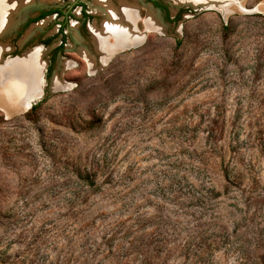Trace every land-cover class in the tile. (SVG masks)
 I'll use <instances>...</instances> for the list:
<instances>
[{"label": "rangeland", "instance_id": "obj_1", "mask_svg": "<svg viewBox=\"0 0 264 264\" xmlns=\"http://www.w3.org/2000/svg\"><path fill=\"white\" fill-rule=\"evenodd\" d=\"M159 1L196 7L104 58L75 8L52 61L28 20L71 2L0 0V75L37 58L41 89L0 107V264H264V0Z\"/></svg>", "mask_w": 264, "mask_h": 264}, {"label": "bare ground", "instance_id": "obj_2", "mask_svg": "<svg viewBox=\"0 0 264 264\" xmlns=\"http://www.w3.org/2000/svg\"><path fill=\"white\" fill-rule=\"evenodd\" d=\"M183 1H189L190 3L192 2V4H201L208 0ZM216 1H218L220 5L225 3L224 0ZM13 2L9 3L10 7L13 5ZM102 5L107 4L102 3ZM108 6H104L101 12L108 15V18L106 19L109 21H105L104 26L100 31H92L98 52L103 55V58L107 56L112 49L119 50L125 46L134 45L139 38L135 27V9L125 5L123 2L120 5L119 11L110 9ZM223 8L224 10H227L225 4L221 6V9ZM153 16L154 15L150 16L152 22L149 21V24H147L149 27L156 21V17ZM5 17L6 18L4 19L6 20L9 15H6ZM8 23L9 22L6 23L5 27H10L11 24L8 25ZM5 27L1 28L0 31L2 32ZM108 36H110L111 42L107 41ZM2 50L3 49L0 48V53H2ZM19 61L21 60L16 59L8 62L6 65L7 68L0 75V107L5 109L6 112L15 110L24 111L29 108L31 102L37 98V95H41V89L38 91L40 81V63L38 59L33 57L25 59V62Z\"/></svg>", "mask_w": 264, "mask_h": 264}, {"label": "flooded vegetation", "instance_id": "obj_3", "mask_svg": "<svg viewBox=\"0 0 264 264\" xmlns=\"http://www.w3.org/2000/svg\"><path fill=\"white\" fill-rule=\"evenodd\" d=\"M104 1L107 5H100L97 2L98 5L94 6V8H96V9L91 10L92 12L91 11L89 12L87 5L85 4V2H83V0H66V2H71V3L66 4L63 7L58 6L55 8H44V9H41L39 11L38 16H40L42 13L57 10L55 13L48 14L42 18V19H44V18L49 17V16H54L55 19L58 20V23H57L58 28L56 30L55 36L56 37L59 36L60 41H59L58 45L56 47H54L52 50V54H51L52 61L55 58L57 53L63 52V50L67 44L68 35L66 33V29L68 27L69 21L75 18L74 14H73V11L75 10V8H79V10H78L79 24L76 28L77 36H75V38H73V41H76L77 43L78 42L81 43V41L85 42V39L87 40V38H88L89 44H90L88 46V48H91L90 50L94 51V53L96 54L97 51L95 50V41L93 39V35L91 34L90 30L93 29V30H99L100 31L101 28L103 27L102 26L103 23L108 20V19H106V18H108V15L101 12L102 9L104 8V6L109 5L108 6L109 8L111 7L112 9L118 11L120 9V5L122 2L126 3L128 5L135 4V27L137 28V31L141 34H142V32H140L138 29L139 28L138 27L139 22H141L143 20L141 11H144V14L147 15L146 18H144V20H146V21L149 17V11H152L153 13H155V11H157L163 15V20L166 23L173 24L178 19H180L181 15L185 11L186 12H193L192 9H194L196 7L193 5H190V7H187V8L180 7L176 11H174V13L172 14L170 8L168 6H166L165 4H163L162 2H160L159 0H132L133 3H131V4H129L125 1H122V0H120V1L118 0L119 2L117 0H104ZM36 18H34V19H36ZM42 19H39V20H42ZM33 20H28V22L33 21ZM157 21L158 20L156 19L155 23L158 25ZM35 22H37V21H35ZM30 23L31 22H29V24ZM146 25H147V22H146ZM51 41H52L51 38H45L43 43L49 44ZM134 46H137V45H134ZM114 53H116V52H114ZM106 60H108V59H106ZM51 67H52V63L50 61V63L45 68V77L51 71Z\"/></svg>", "mask_w": 264, "mask_h": 264}, {"label": "trees", "instance_id": "obj_4", "mask_svg": "<svg viewBox=\"0 0 264 264\" xmlns=\"http://www.w3.org/2000/svg\"><path fill=\"white\" fill-rule=\"evenodd\" d=\"M57 10H53V11H49V12H46V13H42L40 16H38L36 19H34L33 21L31 22H34V21H38L39 19H42L43 17H45L46 15L48 14H52V13H55ZM34 108V107H33Z\"/></svg>", "mask_w": 264, "mask_h": 264}, {"label": "water", "instance_id": "obj_5", "mask_svg": "<svg viewBox=\"0 0 264 264\" xmlns=\"http://www.w3.org/2000/svg\"><path fill=\"white\" fill-rule=\"evenodd\" d=\"M216 4L217 3H213V5H215L216 6ZM217 8V7H216ZM11 27V26H10ZM8 29H9V26L7 27V29L5 30V31H8ZM1 55V54H0ZM31 106V105H30Z\"/></svg>", "mask_w": 264, "mask_h": 264}]
</instances>
